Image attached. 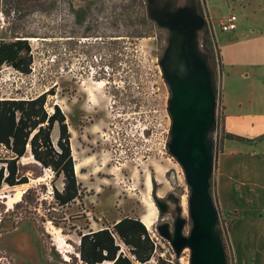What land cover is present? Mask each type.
I'll return each mask as SVG.
<instances>
[{"label": "rangeland", "instance_id": "1", "mask_svg": "<svg viewBox=\"0 0 264 264\" xmlns=\"http://www.w3.org/2000/svg\"><path fill=\"white\" fill-rule=\"evenodd\" d=\"M16 1L0 0V38L28 35L32 71L5 65L0 98L46 93L50 112L60 106L83 194L68 206L58 205L53 171L28 152L20 162L29 182L0 189V264H82L79 233L119 215H143L147 201L158 211L149 229L156 256L190 264L192 250L177 254L158 230L166 223L174 233L179 219L185 221L183 235L193 227L191 187L169 149L172 88L166 73L177 66L173 52L184 48L187 38L207 60L217 98L210 191L226 264H264V0ZM71 2L82 9V19ZM232 14L237 29L222 31L221 23ZM188 23L193 30H186ZM225 94L229 111L253 114L248 134L259 136L233 143L241 155L231 160L220 188ZM53 132L59 134L58 126ZM55 184L63 186L61 179ZM156 263L154 257L146 264Z\"/></svg>", "mask_w": 264, "mask_h": 264}, {"label": "trees", "instance_id": "2", "mask_svg": "<svg viewBox=\"0 0 264 264\" xmlns=\"http://www.w3.org/2000/svg\"><path fill=\"white\" fill-rule=\"evenodd\" d=\"M71 8L77 19H82V9L75 8L72 2ZM114 48H118L117 44ZM32 64V46L27 34L19 32L10 39L0 38V71L9 65L27 74L32 71ZM46 103V93L31 98H0V189L6 184L14 187L29 182L27 170L20 161L30 152L36 162L53 171V196L64 207L80 199L83 188L75 171L66 115L57 104L50 112ZM56 126L59 134L54 141L52 133ZM225 133L224 139L245 140L243 136ZM58 179L63 182L62 188L55 184ZM79 236L78 254L82 264L104 261L146 264L154 257L156 264H174L156 256L157 243L139 217L128 215L113 224L105 223L100 229L81 232Z\"/></svg>", "mask_w": 264, "mask_h": 264}, {"label": "water", "instance_id": "3", "mask_svg": "<svg viewBox=\"0 0 264 264\" xmlns=\"http://www.w3.org/2000/svg\"><path fill=\"white\" fill-rule=\"evenodd\" d=\"M187 27V31L194 29L189 23ZM189 39L185 40L184 48L173 52L177 66L170 65L166 73L172 88L169 149L184 168L191 187L189 212L193 227L189 236L183 235L185 221L179 219L174 233L166 223L160 224L158 230L171 240L177 254L186 247L192 250L190 264H226L225 248L216 229L218 213L210 191L213 172L210 130L216 118L217 98L209 64ZM191 55H196L199 61L191 59L189 64L187 60Z\"/></svg>", "mask_w": 264, "mask_h": 264}, {"label": "crops", "instance_id": "4", "mask_svg": "<svg viewBox=\"0 0 264 264\" xmlns=\"http://www.w3.org/2000/svg\"><path fill=\"white\" fill-rule=\"evenodd\" d=\"M224 99H225V128L226 131L229 133H234L240 136H243L244 138H255L259 135H249L248 134V129H249V121L250 123L253 121L251 120L253 117L252 113H249L247 111L242 110L241 108L239 109H235L233 111H229V103L226 101V94L224 95ZM236 140H231V139H226L225 142V152H224V157L221 159L220 161V176H219V184H220V188L222 187V185L224 184V180L225 176H226V172L228 168H232V163L231 160L232 159H237L239 158V156L241 155V152L237 151V149L234 148L233 143ZM238 141V140H237ZM128 216V215H119L115 220H113L111 222V224H113L114 222L119 221L120 219H122L123 217ZM130 216H134V217H139L142 221H143V215H142V211L138 212V213H134ZM104 227V225H102L100 228ZM98 228V229H100ZM97 230V229H94Z\"/></svg>", "mask_w": 264, "mask_h": 264}, {"label": "bare ground", "instance_id": "5", "mask_svg": "<svg viewBox=\"0 0 264 264\" xmlns=\"http://www.w3.org/2000/svg\"><path fill=\"white\" fill-rule=\"evenodd\" d=\"M191 59L193 61H196V60L199 61V59L197 58L196 55L195 56L191 55L190 58L187 60V62L189 64L191 63ZM52 136H53V139H55V141H56V139L58 138V135L55 132H53ZM74 158L76 159V157H74ZM75 171H76V173L79 172V168H78L77 163L75 165ZM157 217H158V211H157L156 206L153 204V202L147 201L146 202V211L143 214V222L147 226L148 229L151 230V228L155 225Z\"/></svg>", "mask_w": 264, "mask_h": 264}, {"label": "built area", "instance_id": "6", "mask_svg": "<svg viewBox=\"0 0 264 264\" xmlns=\"http://www.w3.org/2000/svg\"><path fill=\"white\" fill-rule=\"evenodd\" d=\"M237 16L232 14L221 23V29L224 32H233L237 29Z\"/></svg>", "mask_w": 264, "mask_h": 264}]
</instances>
